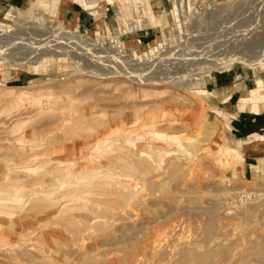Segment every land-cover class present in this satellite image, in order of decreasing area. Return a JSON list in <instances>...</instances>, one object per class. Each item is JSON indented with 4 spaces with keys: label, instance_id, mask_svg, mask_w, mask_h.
<instances>
[{
    "label": "rangeland",
    "instance_id": "374dc122",
    "mask_svg": "<svg viewBox=\"0 0 264 264\" xmlns=\"http://www.w3.org/2000/svg\"><path fill=\"white\" fill-rule=\"evenodd\" d=\"M173 1L100 3L82 27L55 0H0V264H264V172L203 95L264 80V0H182L178 23ZM132 6L154 26L119 34Z\"/></svg>",
    "mask_w": 264,
    "mask_h": 264
},
{
    "label": "crops",
    "instance_id": "0c3cea01",
    "mask_svg": "<svg viewBox=\"0 0 264 264\" xmlns=\"http://www.w3.org/2000/svg\"><path fill=\"white\" fill-rule=\"evenodd\" d=\"M7 1L11 3H18L21 0ZM55 1L59 4L61 3L65 20H72L73 23L82 27H89L91 25L90 21L92 15L86 13V11L82 10L74 3H71L68 0ZM152 1L155 2V4H162L165 2V0ZM77 7L80 10L77 9ZM91 11L93 10H90V12ZM209 80L210 81H208L206 85L212 88L210 93H215V99L222 96L219 100L220 105L223 106L222 110L227 111V115L231 116V120L229 122V132L237 143V149L241 150L243 157V159H241L242 164L245 168L251 167V175L264 172V169L261 166L253 167L260 164L264 165V112L254 115L237 108L239 100L241 97H244V93L250 88L248 89L242 85V83L239 82V77L236 75H234L231 80H228V78L223 75L215 76ZM254 80L250 81L252 86ZM225 98L227 99L223 101Z\"/></svg>",
    "mask_w": 264,
    "mask_h": 264
},
{
    "label": "bare ground",
    "instance_id": "6f19581e",
    "mask_svg": "<svg viewBox=\"0 0 264 264\" xmlns=\"http://www.w3.org/2000/svg\"><path fill=\"white\" fill-rule=\"evenodd\" d=\"M67 1V0H66ZM69 2L71 3H74L75 5L79 6L82 10H90V9H93L94 7H96L98 4L100 3H103V4H112L113 1H118L119 0H68ZM123 2H126L127 0H122ZM182 0H174L172 2V7H171V11H170V14H171V17L173 19V21L175 23H178L179 22V13H180V9H181V6H182ZM36 2V1H35ZM132 2L134 3L133 5H135V3L137 4L139 2V0H132ZM189 2H191L189 0ZM31 4V3H30ZM61 4V3H60ZM64 5V4H62ZM35 7V6H34ZM31 8L32 10H37V8ZM127 8V7H126ZM126 8H119V11H118V23H116V26L118 28V32L119 34H128V33H131L134 29L133 27H136L137 29L136 30H141L142 28H151L154 26V18L147 12V11H144L143 8H133L130 7V9H126ZM7 11V10H6ZM15 14L14 10L13 9H10L9 11H7L5 13V16H9V18H14V17H10L11 15ZM19 15V13L17 14V16ZM20 18V17H19ZM36 18V17H35ZM72 32L71 33H74L75 32V28L73 30H71ZM115 32V31H114ZM70 33V36L72 37L73 40H75V42H79V43H83L88 45V46H93L95 47L96 49H98V51H108L106 50L105 48L101 47V45H98V43H91L89 41H82V39H84L83 37L79 36V35H76V34H71ZM94 36L97 38V39H100L101 37V33H100V30L99 28L95 31L94 33ZM117 36V35H116ZM113 38V37H112ZM85 40V39H84ZM116 41V40H115ZM118 43V42H117ZM115 45V44H114ZM119 45V44H118ZM67 53H64L63 51L60 52V51H56L55 53H52L51 56H55L56 58L57 57H60V56H63V55H66ZM35 58H37L36 61H39L40 58H42L41 56H36ZM264 59V53L257 57V58H253L251 59V61H255L256 59ZM25 60H26V63H33V62H36V61H33L32 58H30L29 56L25 57ZM264 62L261 63V65H263ZM260 65V66H261ZM254 70H257L256 67L253 68V72H256ZM143 85H146V84H143ZM157 87V86H156ZM240 89V88H239ZM248 91V90H247ZM222 92V91H221ZM228 93V92H227ZM206 95V96H215V93H203V95ZM222 94V93H221ZM175 99V98H174ZM227 98H225L223 101H225ZM178 101H181V100H178ZM215 102V101H214ZM237 108L239 110H245L247 112H249L250 114H259V113H263L264 112V80H262L261 78H256V81L254 83V89H252L251 91L248 92V95L247 97H241V99L239 100L238 102V106ZM236 108V109H237ZM246 112V113H247ZM206 116L205 115H201L200 118H199V122L203 125L202 127L206 130V131H209L210 129V126L207 125V122H206ZM193 123V122H192ZM199 136V135H197ZM189 137V136H188ZM209 138V137H208ZM143 144V143H142ZM185 144V143H184ZM87 145V144H86ZM148 145V144H147ZM204 145V144H203ZM139 146V144H138ZM174 146V144H173ZM83 148V147H82ZM141 148V147H140ZM146 148V147H145ZM148 150H149V147H147ZM194 148V147H193ZM187 149V148H185ZM202 149V148H201ZM217 149V148H216ZM231 149V148H230ZM138 150V149H137ZM194 151V150H193ZM216 151V150H215ZM152 152V151H150ZM188 153V152H187ZM232 153H234V151H232ZM241 153V152H240ZM205 154V153H204ZM81 155V154H80ZM85 155H86V152H85ZM186 155V154H185ZM194 156V154H193ZM201 156V155H200ZM80 157V156H79ZM84 157V156H83ZM202 158V157H200ZM202 160V159H201ZM189 161V160H188ZM76 167V166H75ZM77 168V167H76ZM152 168V167H151ZM192 168V167H191ZM179 168L174 166L173 167V170H178ZM150 170V169H149ZM76 171V170H75ZM153 171V170H152ZM190 172L191 169H190ZM150 173V172H149ZM263 174V173H262ZM144 176V174H143ZM255 176V175H253ZM263 177V176H262ZM46 178V177H45ZM44 178V179H45ZM36 179V178H35ZM43 179V180H44ZM28 180V179H27ZM118 180V179H116ZM1 181V180H0ZM124 181V180H123ZM25 182V181H24ZM129 182V181H127ZM132 182V181H131ZM141 183V182H140ZM97 185V184H96ZM95 185V186H96ZM145 185V184H144ZM94 186V185H93ZM100 185H98L99 187ZM141 186V185H140ZM112 188V187H110ZM143 188V187H141ZM259 191H264V187L260 186L259 188ZM150 191V190H149ZM170 191V190H169ZM137 194V193H136ZM139 196V195H138ZM263 196V195H262ZM43 198V197H42ZM88 198V197H87ZM103 198V197H102ZM134 198V197H133ZM97 199V198H96ZM100 199V198H99ZM127 204V203H126ZM140 206V205H139ZM143 207V206H142ZM128 208V207H127ZM126 208V209H127ZM132 208V207H131ZM4 209V208H3ZM8 210V209H7ZM13 211V209H11ZM130 210H133V209H130ZM17 211V210H15ZM140 212V211H139ZM126 216V215H125ZM116 221V220H115ZM32 223V222H31ZM102 223V222H101ZM115 224H117L115 222ZM142 226V225H141ZM104 230V229H103ZM110 232V231H109ZM51 235V234H50ZM53 235V234H52ZM59 235V234H58ZM115 235V234H114ZM113 236V235H112ZM164 236V235H163ZM166 236V235H165ZM128 238V237H127ZM168 241V240H167ZM71 243V242H70ZM14 244V243H13ZM13 244H11L10 242H8V240H6L5 238L3 237H0V249L1 248H5V249H9L13 246ZM77 244V243H76ZM79 244V243H78ZM15 247V246H14ZM87 247V246H86ZM127 247V246H126ZM32 248V247H31ZM172 250V249H171ZM71 251V250H70ZM140 252V251H139ZM27 253V252H26ZM117 253V252H116ZM151 254V253H150ZM117 255V254H116ZM142 255V254H141ZM0 257H3L2 255H0ZM125 257V256H124ZM8 260H12L11 258H7ZM147 260V259H146ZM70 261V259H69ZM127 262V261H126ZM191 263V262H189ZM150 264V263H149ZM186 264V263H185Z\"/></svg>",
    "mask_w": 264,
    "mask_h": 264
}]
</instances>
